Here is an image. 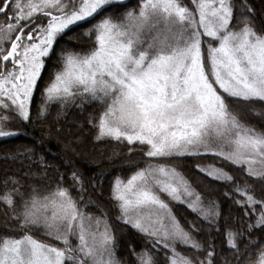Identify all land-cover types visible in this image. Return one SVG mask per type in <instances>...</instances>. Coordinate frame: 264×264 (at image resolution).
<instances>
[{
  "label": "snow or ice",
  "instance_id": "1",
  "mask_svg": "<svg viewBox=\"0 0 264 264\" xmlns=\"http://www.w3.org/2000/svg\"><path fill=\"white\" fill-rule=\"evenodd\" d=\"M53 103L57 121L95 104V140L128 148L120 228L90 191L102 174L26 148L0 181V264H264V126L248 122L264 115V25L246 0H0V139Z\"/></svg>",
  "mask_w": 264,
  "mask_h": 264
},
{
  "label": "trees",
  "instance_id": "2",
  "mask_svg": "<svg viewBox=\"0 0 264 264\" xmlns=\"http://www.w3.org/2000/svg\"><path fill=\"white\" fill-rule=\"evenodd\" d=\"M246 2L253 10L256 25H264V0H246ZM58 109L59 105L53 103L51 116L46 120L41 122L34 120L30 124L17 121L10 126L12 130H18L20 135L0 140V181L6 176L21 174L26 171L25 168L21 167L20 160L13 161L6 159V157L18 151L23 152L26 148H37L47 161L60 166L61 171H66L68 167L75 166L86 178L97 177L102 174V187L99 189L101 194L97 196L95 191L91 189L90 191H92L93 198L101 202L113 227L120 228V224L114 219L119 213L112 207L110 186L116 176L127 178L131 174L125 161V157L129 155L128 148L124 144L111 140H95V130L87 123L89 114L95 116L99 111L95 104L89 105L83 110L73 106L67 110L66 116L57 121ZM248 122L257 127L264 126V115H250ZM65 161L68 163L65 164ZM180 171L198 191L203 192V186L210 183L207 178L190 170L189 167H181ZM2 190V184H0V192ZM215 198L221 200L222 208L228 207L222 197L216 196ZM0 207L3 206L0 205ZM87 210L100 215L95 208ZM174 213L177 214L181 223H184L185 218L194 219V215L184 206L175 205ZM129 231L128 228H124L123 234L120 235L122 245L125 243ZM139 245L140 238L135 237L133 246L139 250ZM117 255L122 259L127 258V252L123 247Z\"/></svg>",
  "mask_w": 264,
  "mask_h": 264
},
{
  "label": "rangeland",
  "instance_id": "3",
  "mask_svg": "<svg viewBox=\"0 0 264 264\" xmlns=\"http://www.w3.org/2000/svg\"><path fill=\"white\" fill-rule=\"evenodd\" d=\"M10 129H11V128H10ZM11 130H12V129H11ZM5 139H7V138H5ZM0 140H2V139H0ZM175 205H177V204H175V203L172 204L173 211H174V206H175Z\"/></svg>",
  "mask_w": 264,
  "mask_h": 264
}]
</instances>
